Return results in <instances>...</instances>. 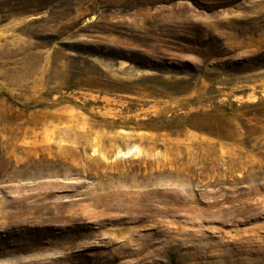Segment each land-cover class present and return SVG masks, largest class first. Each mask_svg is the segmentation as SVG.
I'll list each match as a JSON object with an SVG mask.
<instances>
[{"label":"rangeland","instance_id":"1","mask_svg":"<svg viewBox=\"0 0 264 264\" xmlns=\"http://www.w3.org/2000/svg\"><path fill=\"white\" fill-rule=\"evenodd\" d=\"M0 264H264V0H0Z\"/></svg>","mask_w":264,"mask_h":264}]
</instances>
